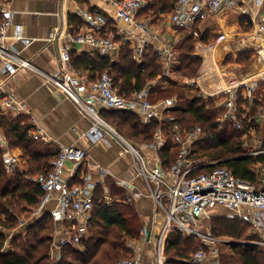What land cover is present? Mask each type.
Here are the masks:
<instances>
[{
	"label": "built area",
	"instance_id": "obj_1",
	"mask_svg": "<svg viewBox=\"0 0 264 264\" xmlns=\"http://www.w3.org/2000/svg\"><path fill=\"white\" fill-rule=\"evenodd\" d=\"M115 7V16H109L95 11L79 10L86 27L83 31L66 33L67 42L59 50V67L53 73L41 72L45 81L62 91L81 112L90 117L92 127L90 138L97 141H106V137L119 142L125 152L132 158L131 181L119 180L118 186L126 190V200L131 203L144 192L132 188L135 178H141L145 183V192L154 203V214L160 218L155 219L156 233L151 234L147 229L141 233L147 240H154L153 261H145L143 254L119 259L115 264H165L164 249L170 231L175 230L184 235L200 237L203 244L208 247L214 243L215 238L210 231H201V221L209 210L221 206L229 210L227 217L238 218L249 225L251 235L258 237L249 241V244H260L264 247V167H262L259 185L236 176L225 166L217 165V160H206L194 157L193 146L195 142L210 135L199 125L182 127L178 122L170 125L167 134L163 127L157 128L153 138L146 143V147L154 151L156 158L149 164L145 152L134 143L123 137L111 124L105 121L100 112L115 109L135 114L142 123L157 120L161 123L175 120L171 109L177 105V96H167L152 100L151 90L156 84V79L149 80L140 90L133 92L129 97L120 94L115 88L112 76L108 70L100 73L95 79L77 71L70 63V44H89L103 55L114 57L120 50L121 43L116 40L118 36L130 38L133 30L122 28L118 21L137 30L135 42L131 45V56L135 61H141L149 47L153 48L163 60V76L168 75V68L175 61L176 53L171 42L157 43L162 25L153 17L142 16L141 12L146 7L147 0H112ZM236 0H174L173 8L169 14V21L177 27H191L197 20L207 13H216L222 10L235 8ZM0 108L16 116L29 113L25 102L14 92H5V85L17 71L33 68L27 58L18 55L7 43L6 31L12 25V11L5 6H0ZM112 21V27L108 25ZM158 23V24H156ZM257 34L264 42V17L256 25ZM13 39L21 40L27 44L28 38L22 35L19 25L13 27ZM113 60V59H111ZM193 85V82H190ZM238 84H231L217 91L199 90L197 96L212 98L216 106L223 107L222 120L241 127L237 106ZM222 93L227 94L223 97ZM242 116V113H241ZM34 122V119H32ZM34 139L44 140V136L33 131ZM171 141L169 153L173 158L167 164L160 155L168 141ZM0 141L5 137L0 133ZM145 148V147H144ZM169 154V155H170ZM85 152L72 145H63L50 161L49 169L38 171L28 176L36 183L43 194L38 207L33 214L40 215L45 204L50 200L56 201V207L50 213V218L55 225V238L52 247L58 249L66 244L78 245L85 237L87 224L92 218L95 188L98 182H91L88 175L79 177L78 182L70 181L63 177L66 163L73 166L75 171L94 168L86 162ZM5 170L15 173L20 167L17 155L5 151L2 155ZM85 168V169H84ZM97 170L102 176L101 182L110 171L97 165ZM202 168V170H199ZM131 188V189H130ZM103 200L106 204L111 201ZM24 225V224H23ZM233 240H226L225 243ZM207 254L200 248L193 252L189 264H206Z\"/></svg>",
	"mask_w": 264,
	"mask_h": 264
},
{
	"label": "trees",
	"instance_id": "obj_2",
	"mask_svg": "<svg viewBox=\"0 0 264 264\" xmlns=\"http://www.w3.org/2000/svg\"><path fill=\"white\" fill-rule=\"evenodd\" d=\"M173 3L174 0H147L141 15L145 14L157 20L173 8ZM71 20L79 24L75 16L70 15V24ZM108 25L112 27L111 20ZM196 40L207 42L208 38L206 34L197 32L195 36L191 35L178 44V70L188 78L196 74L201 63V57L194 54L193 45ZM239 60L237 58V61ZM70 63L76 70L87 69L89 71L87 78L91 80L108 70L115 88L126 97L143 88L152 79H156V84L151 90L156 92L155 100L171 95L177 96V105L171 109L175 120L166 123L154 119L145 124L131 112L102 110L101 117L121 134L145 143L152 140L159 127H163L169 134V127L174 122H178L182 127L199 125L210 137L195 142L193 146L195 154L203 155L212 149L220 148L222 150L219 153L211 152L210 157L206 154L209 158H201L217 160V165L227 167L236 176L256 185L260 183L261 169L264 167V141L256 154H249L243 148L244 138L249 137L251 131L257 128L255 119L241 118L242 105L247 103V99L240 97L237 100L241 127L238 128L228 121L217 120L224 110L223 107L215 106L212 98L197 96L198 88H181L182 86L174 80L163 76L162 61L151 47L139 62L132 58L129 44H126L120 51L117 62H112L107 56L97 53L78 56L70 53ZM27 121L22 115L0 113V129L5 134L8 145L21 148L29 165L26 171L8 173L2 161L0 146V264H115L120 255L128 251L124 245V238L138 236L141 221L133 204L127 202L124 191L112 184L111 195L116 197L109 204L103 200V189L96 186L92 218L87 224L86 238H82L78 245H63L61 256L56 261L50 258L49 252L54 228L49 212L43 213L33 222L28 221L23 230H16L24 216L32 214L38 207L43 194L41 188L28 179V176L49 169L50 161L58 153V150L51 149L31 137V126ZM171 146L169 140L160 153L164 164L169 162ZM76 174L77 177L79 173ZM211 225L214 234L224 233L243 243L230 244L234 253L222 257L221 264H264V252L259 251L253 244L243 242L255 237L248 232L247 223L238 218L218 216L212 219ZM6 238L9 239L11 248L4 249L3 243ZM198 243L192 236L175 230L170 231L164 249L165 264H189L188 258L194 250H198Z\"/></svg>",
	"mask_w": 264,
	"mask_h": 264
},
{
	"label": "crops",
	"instance_id": "obj_3",
	"mask_svg": "<svg viewBox=\"0 0 264 264\" xmlns=\"http://www.w3.org/2000/svg\"><path fill=\"white\" fill-rule=\"evenodd\" d=\"M5 5L12 11V25L6 31L7 43L10 44L11 48L18 55L27 58L33 68H24L17 71L5 85L4 91L14 92L25 102L29 113L19 115H22L28 120L27 123L31 126V133L33 131L39 132L44 136V140L34 139L32 134L31 137L51 149L59 150L63 145H72L85 152L86 162L90 163L94 168H84L85 170L75 171V174L79 173V175L74 177L72 175L74 172L72 164L66 163L63 169L64 178L78 182L81 180L79 177L84 174L88 175L91 182H98L97 186L103 189V197L108 198L111 202L116 197L111 195V184L124 191L126 195V190L119 187L117 181L118 179L131 181V155L124 151L123 146L119 142L109 137H106V141L91 139L89 135L92 127L90 117L81 112L62 91L47 83L41 73H53L58 69L59 60L57 53L62 45L67 42L66 33L83 31L85 29L86 24L80 16L79 10L100 12L113 18L116 11L112 0H83L82 2L77 0H0V6ZM170 11L162 14L157 19L159 20L158 23L162 25L157 43L171 42L176 53L175 61L168 68L169 76L166 77L174 80L178 85L182 86L181 88L186 87L185 89H189L195 87L204 91L224 89L229 86V81L232 78H238L237 80L239 81L236 83L238 87L244 88L243 85H246V91L248 90L249 92L250 88L247 86V82L251 80L250 78L252 76L244 79L235 76L232 73L234 72V67H243V65L238 62H231V58H234L236 55L238 56L241 52L252 49L257 51V59L264 62V56L260 57V50L264 47V42L261 41V38H258L260 36L257 34L256 28L257 23L264 17V0H236L234 9L207 13L191 27H177L171 23L169 21ZM70 15L75 16L79 24H76L75 20L73 22L71 20L72 23L70 24ZM142 16L147 15L142 14ZM15 25L21 27L22 35L30 40L29 43L25 44L21 40L12 38L13 27ZM118 25L122 28H130L133 30L134 36L137 34V30L133 26H127L121 21H118ZM59 27H61V31L57 38L56 49L53 44V39ZM197 32L206 34L208 41L196 40L194 42V54L201 57V63L196 74L188 78L178 70L177 49L179 42L181 43L183 39L191 35L195 36ZM134 36L128 39L126 38V40L124 36L116 37V40L121 43L117 55L114 57L104 56H107L110 60L113 59L111 60L112 62H117L120 51H122L126 44H129L131 49V45L135 42ZM70 53L76 54V56L85 53L90 55L94 53L103 55L89 44L79 43L70 44ZM158 56L162 61L161 64L164 72L162 57L159 54ZM79 72L85 76L89 75L87 69ZM254 74H259L258 68H256ZM190 82H193V85ZM217 82L226 83L227 86L222 88L223 84ZM238 91L239 88H237L238 99L240 97L247 99V93L244 96V91L242 93ZM1 93L2 91H0V96ZM222 95L225 97L227 94L222 93ZM150 97L155 100L156 95H150ZM242 106L243 110L246 109L244 107L245 103ZM0 113L14 116L5 108H0ZM243 117L241 116V118ZM32 119H34V122ZM0 133L5 137L1 129ZM253 134L251 132L250 136L245 137L243 140V148L249 154L259 152L260 145L264 141V136H252ZM146 143L148 142L136 146L145 152L149 164H153L156 155L154 151L146 147ZM0 146L2 147V155L5 151H9L19 157L20 167L17 171H26L28 169L27 157L24 156L21 148L10 147L6 137L5 141H0ZM171 153L174 155L173 152ZM173 155L170 154L169 160H171V157L173 158ZM150 157H153V159H150ZM97 165L106 167L111 173L105 177L103 182L100 181L102 176L96 168ZM133 181L135 187L133 186L132 188L140 189L144 193L131 203L134 205L137 215L144 220V224L141 225L142 229H147L151 234H155L156 225L154 222L155 219L159 222L160 218L154 217L153 200L144 191L146 186L141 178H135ZM54 203L55 200H50L46 203L40 215L36 218L55 208L56 205ZM222 211L224 214L225 212H229L225 207H223ZM210 213L214 217L223 214L216 211H211ZM206 264L213 263H209L207 260Z\"/></svg>",
	"mask_w": 264,
	"mask_h": 264
},
{
	"label": "rangeland",
	"instance_id": "obj_4",
	"mask_svg": "<svg viewBox=\"0 0 264 264\" xmlns=\"http://www.w3.org/2000/svg\"><path fill=\"white\" fill-rule=\"evenodd\" d=\"M258 38H260V37H258ZM260 53H261L260 57H261V55L264 56V47L261 48ZM236 56L234 58H231L232 59L231 62H238L241 65H243V67H234V72H232V73L235 74V76H237V77H242L243 79L252 76V78H250L251 80L249 82H247V84H248L247 86H249V88H250L249 92H248V90L246 91V89H247V88H245L246 85H243L244 88L240 87V86L238 87L239 88L238 92L242 93V91H244L245 92L244 96H246V93H247V99H248L247 103H245V106H244L246 109L242 110V116H244L243 119H245V118H247L248 120H254L255 119L254 122H257L256 123L257 128H254L251 131L252 133H254L252 136H258V137L264 136V62L257 59V57H258L257 51L252 50V49L247 50L245 52H241V54H239L237 57ZM237 58H239L240 60L237 61ZM256 68H258L259 74L253 75ZM235 76H233V77H235ZM237 79L238 78H235V79L232 78L229 81V85L236 84L239 81ZM217 83H219V82H217ZM207 91H209V90H207ZM155 93L156 92L153 91V92H151V95H154ZM196 93H198V92H196ZM158 99H160V98H158ZM213 102L216 106V103L214 100H213ZM222 113H223V111H221L220 115L217 117V120H220L221 122L225 121V120L221 119ZM258 122H260V123H258ZM121 135L123 137H125L127 140H129L130 142L134 143L135 145L141 144V142H139L137 139L131 138L130 136L125 135L124 133H122ZM221 150L222 149H220V148L212 149L211 151H208L206 154L209 155L211 152H214L217 154ZM206 154H203V155L195 154L194 157L207 158L208 155H206ZM209 157H210V155H209ZM150 159H153V157H150ZM257 171H260V169H257ZM261 174H262V170H261ZM259 184L260 183L258 182L257 185H259ZM54 204L56 205V201ZM132 206L134 207V205H132ZM222 210H223V207L216 206V207L210 209V212L216 211L219 213H223V214H221V216L227 217L228 212H225V214H224V212ZM210 212L202 219L200 230L204 231V232L209 230L211 235L215 238H218V240H215L214 243L208 247L207 245L203 244L200 237H194L193 235H191V236L199 242L198 243L199 246L197 247V249L202 248L205 250V252L207 254V260L209 263L221 264V258L222 257L231 256L234 253L233 247L230 244H232V243L234 244L237 242L241 243V244H243V243L240 242L238 239H237L238 240L237 241L235 238H231L230 236L228 237L224 233H220L218 235L214 234L211 230V228H212L211 227L212 226L211 221L214 218V216L211 215ZM37 216H38L37 214H28L27 216H24L23 220L21 221V223L19 225L20 227L18 226L19 228L17 227L16 230L17 231L23 230L26 223L28 221L33 222L34 220L37 219L36 218ZM139 220L141 221V225H143L144 220L141 217H139ZM53 224H54V222H53ZM55 225H57V224H54V228L52 231V243H53V240L56 239L55 238L56 234L54 231ZM207 228H209V229L207 230ZM141 230H142V227L140 228L138 236H136V237L126 236L124 238V245H125V248L128 249V251H124L120 255L119 259L124 258V257L133 256L136 253H138V254L142 253L145 261H153L155 259L154 240L153 239L147 240V237L141 233L142 232ZM86 235H87V231H86ZM86 235H85V238H86ZM8 236L9 235H7V237ZM257 237L258 236L256 235L255 238H257ZM8 238H6V241H4V243H3L4 249L11 248V244H10ZM226 240H233V241L232 242L229 241L228 243H225L224 241H226ZM52 243H51L50 250H49L50 258H52L53 260L56 261L57 259L60 258L61 253L63 251V249H62L63 247L61 246L58 249H55L52 247ZM253 245L257 246V249L259 251L264 252V247H262L260 244H253ZM163 254H164V257L166 260L165 252H163Z\"/></svg>",
	"mask_w": 264,
	"mask_h": 264
},
{
	"label": "water",
	"instance_id": "obj_5",
	"mask_svg": "<svg viewBox=\"0 0 264 264\" xmlns=\"http://www.w3.org/2000/svg\"><path fill=\"white\" fill-rule=\"evenodd\" d=\"M60 31H61V27H59L58 30L56 31L54 39H53V44L56 49H57V38L59 37ZM57 54H58V60H59V52Z\"/></svg>",
	"mask_w": 264,
	"mask_h": 264
},
{
	"label": "bare ground",
	"instance_id": "obj_6",
	"mask_svg": "<svg viewBox=\"0 0 264 264\" xmlns=\"http://www.w3.org/2000/svg\"><path fill=\"white\" fill-rule=\"evenodd\" d=\"M261 54V53H260ZM262 56V55H261ZM219 84H223L222 88L227 86L226 83H219ZM209 86V85H208Z\"/></svg>",
	"mask_w": 264,
	"mask_h": 264
}]
</instances>
